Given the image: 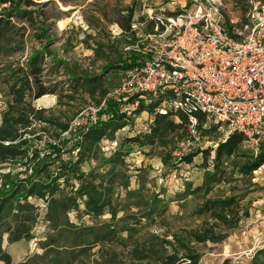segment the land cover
I'll return each instance as SVG.
<instances>
[{"label":"rangeland","instance_id":"obj_1","mask_svg":"<svg viewBox=\"0 0 264 264\" xmlns=\"http://www.w3.org/2000/svg\"><path fill=\"white\" fill-rule=\"evenodd\" d=\"M251 1L257 0H222L225 24L239 27L246 19ZM138 6L137 0H51L44 8L51 23V45L47 49L54 51L57 60L67 62L74 70L101 75L103 87L107 92H112L120 81L121 73L116 65L120 63L122 55L111 45L107 30L112 23L120 22L126 11H133ZM14 21L26 28L23 37L24 51L7 57L8 60L0 56L1 65H7L6 61L25 65L34 51H43L45 40L38 39L35 30L27 23L22 20ZM43 56V81L47 85L59 86L56 87L55 94H47L52 96L53 101L38 104L35 99L32 105L35 109H44L43 116L46 118L67 122L77 111L96 100L81 93L75 95V99L68 105L60 104L65 101L60 96L63 95L64 83L69 80L68 73L62 65L54 64L52 56ZM107 64L113 68L106 69ZM51 67L55 69V73H49ZM0 91L8 98L6 85L1 82ZM139 100L143 107L156 103L148 96ZM109 102L115 103L113 100H109L108 104ZM115 104L117 110V103ZM106 113L109 114L108 109ZM153 118L154 115L146 110L136 113L126 126L114 133L110 142L118 141L116 152L121 162L114 164L116 152L101 150V142L93 153L81 158L78 173H93L97 176L96 181L113 167L120 173L111 186V207L97 217L85 213L86 197L76 194L80 182L74 178L72 171L60 170L69 160L80 158L82 149L76 155L68 153L65 158L40 157L45 146V135L55 138L59 136L58 126L53 122L35 121L32 128L36 134L27 139V145L23 146L26 155L0 163V178L9 184L0 187V191L3 187V190L14 187L21 178L32 177L35 181L49 183L59 176L54 196L57 197L60 193L68 196L72 194L78 205L67 213L71 223L77 227L103 223L114 229L115 238L111 242L94 246L86 255L76 257L71 264H157L155 256L148 257V246L158 243L152 242L155 239L169 241L170 244L166 245L167 252L176 250L179 255L184 253L182 245L186 243L198 253L197 264H222L225 259H229L231 263L247 262L256 249L264 247V166L261 165L250 174L240 172L249 157L255 155L245 143L240 145L234 157L223 158L218 168L214 167L213 150L208 157L198 153L190 162L181 160L194 151L209 149L217 141L218 132L207 135L204 145L191 144L186 141V136L179 143L174 141L167 150L156 144L141 146L129 142L131 137L147 133ZM65 140L66 138L62 141ZM62 144L69 152L70 144ZM172 147L173 151L169 153L168 150ZM32 157H35L34 160H30ZM38 160L42 161L38 165V168L42 167V171L34 175L33 170ZM18 167L24 169L18 170ZM159 168L162 182L159 181L157 173ZM174 173L177 177L179 174H187L190 180L175 182L172 177ZM213 174L218 180L213 181L206 192L204 180L206 175ZM34 196L44 200V207H41L43 203L39 201H36L38 210L30 204L36 215L32 237L13 243L7 242L6 235L3 237L2 248L11 256L13 264L20 263L33 254L42 253L41 243L46 233L50 232L47 220L50 195L45 192L42 196ZM230 197L235 198L240 205V221L236 227L225 230L226 238L216 243L188 242L189 231L213 222L209 213L201 208L204 201ZM0 264L3 262L0 261Z\"/></svg>","mask_w":264,"mask_h":264},{"label":"built area","instance_id":"obj_2","mask_svg":"<svg viewBox=\"0 0 264 264\" xmlns=\"http://www.w3.org/2000/svg\"><path fill=\"white\" fill-rule=\"evenodd\" d=\"M137 2L128 29L114 22L107 30L110 43L122 55L118 86L81 108L66 130H59L58 138L45 135L40 157L76 155L80 148L73 146L67 152L64 138L77 139L78 132L104 121L109 100L117 103V112L132 119L138 100L145 96L157 102L153 115H171L176 122L183 118L186 141L191 144L204 145L207 135L218 132L210 145L214 151L237 133L251 151L259 152L264 147V0L251 1L239 27L225 24L222 0ZM7 109L8 99L0 91V124ZM35 134L0 143L16 144ZM100 142L101 150L109 152L119 146L109 138ZM160 172L161 168L157 173L162 182ZM172 177L175 182L190 180L187 174ZM0 181V187L9 186L2 177ZM36 201L44 207L42 198H26L38 210Z\"/></svg>","mask_w":264,"mask_h":264},{"label":"trees","instance_id":"obj_3","mask_svg":"<svg viewBox=\"0 0 264 264\" xmlns=\"http://www.w3.org/2000/svg\"><path fill=\"white\" fill-rule=\"evenodd\" d=\"M50 1L0 0V56L8 60L7 57L24 51L23 37L26 28L14 20H22L27 23L35 30V36L38 39L45 40L42 47L43 51H34L25 65L16 62L9 63L8 61H6L7 65H1L2 62H0V82L6 85L8 93V109L3 114L0 124V141H14L23 136L24 133L32 134L34 131L32 125L35 121L53 122L57 124L60 131L66 130L70 119L61 123L56 119L46 118L43 116L44 109L38 110L32 105L33 100L43 95L55 94L56 87L59 86L56 84L47 85L43 81L44 54L45 57L52 56L54 64L62 65L69 76V80L64 83L62 89L63 95L60 96L65 101L60 104L68 105L69 102L75 99V95L81 93L87 94L89 98L98 102L107 93L103 87L101 75H90L74 70L68 66L67 62L57 60L54 51L47 49L51 45V23L49 22L50 17L44 11V8ZM131 16L132 9L127 11L120 22L116 23L123 29H128ZM243 22H245V19ZM108 64L106 69L113 68ZM116 66V68L120 67L118 64ZM49 70V73H55L54 68L51 67ZM140 102L141 100H138V105L134 110L135 114H139L144 110L153 114L157 102L149 104L147 107H143ZM115 106V103L109 102V114L104 121L80 131L77 139L71 137L69 140L62 141L70 144V148L77 146L82 149L80 158L75 161L69 160L68 163L62 165L60 170L70 169L75 176L74 178L79 180L80 187L76 194L86 197L84 201L85 213L93 217L101 215L106 208L111 207V186L120 173L113 167L104 176L98 177L99 179L96 181L97 176L93 173L87 175L78 173V164L81 158L96 150L102 138L112 139L117 130L131 121L124 113L117 112ZM185 137L186 129L183 118L176 122L171 115L156 114L149 126V131L144 135L131 137L129 142H135L141 146L156 144L163 150H167L174 141L179 143ZM243 140L241 134L235 133L225 142L218 143L214 149V167L218 168L223 158L234 157ZM26 145L27 139L25 138L16 144L3 145L0 143V163L15 160L18 156H25L26 149L23 146ZM173 148L168 152L171 153ZM211 150L209 148L194 151L181 160L190 162L192 157L198 153L208 157ZM114 156V164L121 162L117 152ZM245 156L248 157V155ZM35 157L30 160H34ZM36 162L37 165L33 170L34 175L42 171V167L38 168L42 161L38 160ZM261 165H264V147H261L257 154L249 157L247 163L240 168V172L250 174ZM58 177L56 176L49 183L35 181L36 179L31 177L24 181L20 180L12 188L0 191V261L3 264H13L11 256L2 248L4 235H6L8 243L28 240L32 237L31 231L36 221V215L33 207L26 202V198L34 194L42 196L47 192L50 195L47 211L50 232L46 233L41 243L42 253L33 254L16 264H71L76 257L89 253L94 246L109 243L115 238L114 229L108 224L77 227L69 221L67 213L78 205L72 194L68 196L65 193H60L59 196H54ZM216 180L218 179L215 178V174L206 175L203 183L207 188L206 192L209 191L211 183ZM201 208L209 213L213 222H207L200 228L189 231L190 241L188 240V242H220L227 236L225 230L236 227L240 221V205L233 197L217 200L207 199ZM216 228H219V230L216 231ZM156 241L158 243H155L152 247L148 246V257L155 256L157 264H197L198 253L188 247L186 243L182 245L184 253L179 255L176 250L171 253L167 252L166 245L170 244L169 241L155 239L152 242ZM222 264H264V247L256 249L245 263H231L229 259H225Z\"/></svg>","mask_w":264,"mask_h":264},{"label":"bare ground","instance_id":"obj_4","mask_svg":"<svg viewBox=\"0 0 264 264\" xmlns=\"http://www.w3.org/2000/svg\"><path fill=\"white\" fill-rule=\"evenodd\" d=\"M36 100H37L38 104H44V103H48L50 101H53V98H52V96L46 94V95H43Z\"/></svg>","mask_w":264,"mask_h":264},{"label":"crops","instance_id":"obj_5","mask_svg":"<svg viewBox=\"0 0 264 264\" xmlns=\"http://www.w3.org/2000/svg\"><path fill=\"white\" fill-rule=\"evenodd\" d=\"M21 241H23V240H21ZM18 242H20V241H18Z\"/></svg>","mask_w":264,"mask_h":264}]
</instances>
